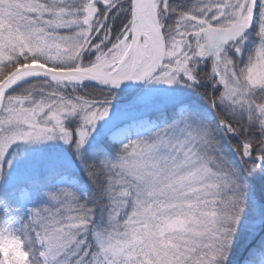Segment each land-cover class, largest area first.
Masks as SVG:
<instances>
[{
    "label": "snow or ice",
    "instance_id": "snow-or-ice-1",
    "mask_svg": "<svg viewBox=\"0 0 264 264\" xmlns=\"http://www.w3.org/2000/svg\"><path fill=\"white\" fill-rule=\"evenodd\" d=\"M0 264H264V0H0Z\"/></svg>",
    "mask_w": 264,
    "mask_h": 264
}]
</instances>
